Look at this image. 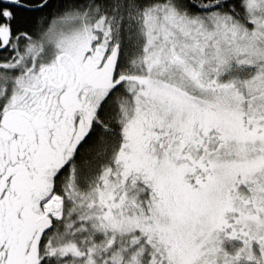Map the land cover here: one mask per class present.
Returning <instances> with one entry per match:
<instances>
[{"label":"snow or ice","instance_id":"obj_1","mask_svg":"<svg viewBox=\"0 0 264 264\" xmlns=\"http://www.w3.org/2000/svg\"><path fill=\"white\" fill-rule=\"evenodd\" d=\"M0 264H264V0H0Z\"/></svg>","mask_w":264,"mask_h":264}]
</instances>
